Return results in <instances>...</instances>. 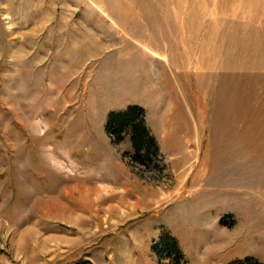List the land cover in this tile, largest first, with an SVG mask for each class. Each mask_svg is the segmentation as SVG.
<instances>
[{
    "label": "rangeland",
    "instance_id": "rangeland-1",
    "mask_svg": "<svg viewBox=\"0 0 264 264\" xmlns=\"http://www.w3.org/2000/svg\"><path fill=\"white\" fill-rule=\"evenodd\" d=\"M145 111L157 150L105 133ZM264 264V0H0V264Z\"/></svg>",
    "mask_w": 264,
    "mask_h": 264
},
{
    "label": "trees",
    "instance_id": "trees-1",
    "mask_svg": "<svg viewBox=\"0 0 264 264\" xmlns=\"http://www.w3.org/2000/svg\"><path fill=\"white\" fill-rule=\"evenodd\" d=\"M104 131L111 136L115 142L123 140L124 135H129L132 148L139 151L142 147L146 149L153 147L157 150L155 139L151 136L145 122V111L138 105H128L120 111H111L107 114ZM154 254L158 251H166L167 264H187L186 257L179 247L178 241L167 232H162L157 242L152 245ZM160 259V257H159ZM161 261L158 260V264ZM226 264H261L257 260L247 257L233 260Z\"/></svg>",
    "mask_w": 264,
    "mask_h": 264
}]
</instances>
